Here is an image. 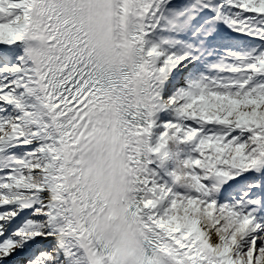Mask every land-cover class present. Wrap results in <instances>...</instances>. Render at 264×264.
Returning a JSON list of instances; mask_svg holds the SVG:
<instances>
[{
    "label": "snow or ice",
    "instance_id": "obj_1",
    "mask_svg": "<svg viewBox=\"0 0 264 264\" xmlns=\"http://www.w3.org/2000/svg\"><path fill=\"white\" fill-rule=\"evenodd\" d=\"M0 264H264V0H0Z\"/></svg>",
    "mask_w": 264,
    "mask_h": 264
}]
</instances>
